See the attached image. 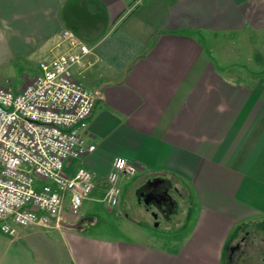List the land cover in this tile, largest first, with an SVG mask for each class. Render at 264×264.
Masks as SVG:
<instances>
[{"label": "crops", "instance_id": "crops-1", "mask_svg": "<svg viewBox=\"0 0 264 264\" xmlns=\"http://www.w3.org/2000/svg\"><path fill=\"white\" fill-rule=\"evenodd\" d=\"M66 28L92 48L74 78L100 89L83 132L96 149L65 167L93 172L85 202L107 205L122 156L137 173L122 176L110 210L122 213L129 187L150 201L162 177L198 200L197 223L178 250L112 241L91 232L93 208L74 214L68 198L59 226L0 228V264H223L233 229L264 215V0H0V86L21 92L67 50ZM230 32L234 60L218 63L200 37Z\"/></svg>", "mask_w": 264, "mask_h": 264}, {"label": "built area", "instance_id": "built-area-1", "mask_svg": "<svg viewBox=\"0 0 264 264\" xmlns=\"http://www.w3.org/2000/svg\"><path fill=\"white\" fill-rule=\"evenodd\" d=\"M63 37L67 50L41 62L38 74L21 92L0 86V228L12 236L20 227L59 226L68 198L71 212L78 214L95 187L88 168L65 171L68 161L96 149L83 132L100 89L74 78V68L84 65L92 48L70 28ZM136 173L126 158L115 157L103 196L109 207L121 202L122 176Z\"/></svg>", "mask_w": 264, "mask_h": 264}, {"label": "rangeland", "instance_id": "rangeland-1", "mask_svg": "<svg viewBox=\"0 0 264 264\" xmlns=\"http://www.w3.org/2000/svg\"><path fill=\"white\" fill-rule=\"evenodd\" d=\"M200 38L206 47L210 48L214 61L221 63L223 60L225 62L234 60V33H224L216 37L204 34ZM225 73L229 74V71L226 70ZM4 88L7 87L4 86ZM174 182L176 187L178 183L177 181ZM42 183L39 181L37 186H41ZM175 187L172 189L173 193L176 192ZM139 189V187H129L126 190L120 206L122 213H118V208L110 210L103 203H99L94 208V204L91 206L88 202H85V199L80 211L84 213L92 208L96 211L87 214V216L92 214L90 217H93V219L86 220L87 223L94 224L90 227L91 232L96 237L112 241L129 240L151 244L163 249L178 250L182 244L179 239H184L191 234L197 223L200 210L198 200L195 199L193 202L189 198L179 196L181 191L176 192L178 208L176 211H170L168 215H165L157 202L142 199ZM191 210H193L192 216L189 214ZM246 235L249 239L254 240L255 245L251 254L257 256L259 250L264 248V240H261V238H264V215L242 221L233 229L228 247L225 248L223 264H230L229 252L233 244ZM176 243L180 246H175ZM255 256L250 257L247 264H258Z\"/></svg>", "mask_w": 264, "mask_h": 264}, {"label": "flooded vegetation", "instance_id": "flooded-vegetation-1", "mask_svg": "<svg viewBox=\"0 0 264 264\" xmlns=\"http://www.w3.org/2000/svg\"><path fill=\"white\" fill-rule=\"evenodd\" d=\"M172 189L170 190V193L173 197H176V193H173ZM146 190L149 193L148 199L150 201L153 200L157 202L158 205L163 210V212L165 213V215H168L170 210H169L168 204L164 201V199H160V197H158L155 194V191L150 185L146 187ZM261 240H264V238H261ZM254 245H255L254 240L249 239L247 235L241 237L239 240L235 242V244H233L232 249L229 252V263L230 264H238V263L247 264L248 263L247 261L249 260V258L250 257L252 258L253 256H255L251 254L252 248L254 249ZM255 257L257 258L258 264H264V248L260 249L259 253Z\"/></svg>", "mask_w": 264, "mask_h": 264}, {"label": "water", "instance_id": "water-1", "mask_svg": "<svg viewBox=\"0 0 264 264\" xmlns=\"http://www.w3.org/2000/svg\"><path fill=\"white\" fill-rule=\"evenodd\" d=\"M149 185L153 188L155 194L160 197V199H164V201L168 204L170 211L177 210L178 202L170 193V190L172 189V182L169 179L157 177L150 181ZM61 223H63V221ZM64 224L72 226L71 223Z\"/></svg>", "mask_w": 264, "mask_h": 264}]
</instances>
